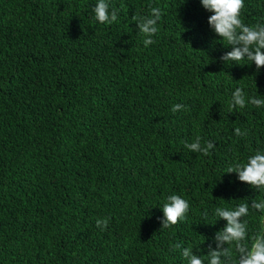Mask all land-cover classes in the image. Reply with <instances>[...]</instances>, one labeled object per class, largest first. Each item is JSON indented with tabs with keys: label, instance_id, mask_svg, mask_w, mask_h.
<instances>
[{
	"label": "trees",
	"instance_id": "obj_1",
	"mask_svg": "<svg viewBox=\"0 0 264 264\" xmlns=\"http://www.w3.org/2000/svg\"><path fill=\"white\" fill-rule=\"evenodd\" d=\"M96 3L0 0V264H187L189 246L207 264L227 223L215 208L264 199L224 173L264 152V106L229 113L237 87L264 99V67L220 60L231 47L200 0H109L111 25ZM150 7L162 18L145 46L132 16ZM241 19L264 23V0ZM197 136L208 156L184 148ZM171 194L190 210L162 229ZM244 219L264 229V213Z\"/></svg>",
	"mask_w": 264,
	"mask_h": 264
},
{
	"label": "clouds",
	"instance_id": "obj_2",
	"mask_svg": "<svg viewBox=\"0 0 264 264\" xmlns=\"http://www.w3.org/2000/svg\"><path fill=\"white\" fill-rule=\"evenodd\" d=\"M202 7L212 13L208 17V24L218 36L219 42H226L225 47H231V51L220 57L223 63L235 62L240 65L242 61L254 63L257 70L264 67V23L248 25L241 19L244 0H200ZM95 20L101 24L111 25L118 20V10L110 9L109 0H97L93 8ZM162 18V10L159 7H150L147 15L132 16V20L138 25L139 32L143 34L145 46L153 44L154 35L159 32L158 22ZM223 44V43H222ZM224 45V44H223ZM248 64V65H250ZM250 103L253 106H264V99L255 96L247 97L242 88L237 87L229 102V113L239 107L243 109ZM184 108L181 104L172 106V112L176 113ZM238 137L247 136V130L239 127L234 130ZM202 138L197 136L192 143L183 142L184 148L192 153H200L208 156L210 150L215 148L212 141L202 144ZM236 173L241 182L247 183L255 190L264 192V152L257 150L255 154L248 156L245 163L229 165L224 173ZM250 209L264 213V199H253L251 205L248 202L240 203L234 208L217 207L214 215L225 220L226 225L214 235L215 249L209 245L207 264H264V229L250 236L248 221L244 219L250 215ZM190 204L177 194L167 197L162 206L164 219L161 221L162 229L170 228L184 221L189 213ZM108 219H97L96 226L106 228ZM182 245L176 243L173 251L181 249ZM233 252L236 253L235 258ZM182 257L187 264H205V258L196 255L191 246L182 249Z\"/></svg>",
	"mask_w": 264,
	"mask_h": 264
}]
</instances>
